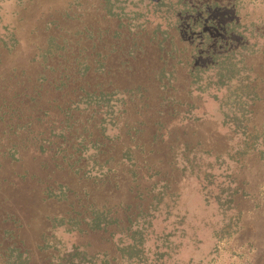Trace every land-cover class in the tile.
Wrapping results in <instances>:
<instances>
[{
  "label": "trees",
  "instance_id": "1",
  "mask_svg": "<svg viewBox=\"0 0 264 264\" xmlns=\"http://www.w3.org/2000/svg\"><path fill=\"white\" fill-rule=\"evenodd\" d=\"M14 1L24 12L36 0ZM231 4L68 0L40 13V45L0 76V264H166V198L181 182L230 203L178 127L211 100L244 150L264 145V30L226 19ZM3 31L0 64L18 46Z\"/></svg>",
  "mask_w": 264,
  "mask_h": 264
},
{
  "label": "rangeland",
  "instance_id": "2",
  "mask_svg": "<svg viewBox=\"0 0 264 264\" xmlns=\"http://www.w3.org/2000/svg\"><path fill=\"white\" fill-rule=\"evenodd\" d=\"M67 1L36 0L33 5H26L24 12L17 5V1L0 2V36L6 33L3 29L14 28L18 40L14 53L0 64V76L12 67L19 68L27 64L35 46L38 47L45 36L42 25L45 17H40V13L62 9ZM230 1L231 6H236L237 13L227 9L224 12L227 14L226 19L237 18L244 24L253 22L255 28L264 30V0ZM36 27L38 31L35 30ZM255 64L264 67V56L256 60ZM200 106L195 112L199 119L184 123L178 130L184 128L186 131L183 140H189L194 145L198 142V146L191 147L195 151L201 150V154L208 159L206 162L211 166L213 174L208 180L214 187L224 186L221 202L230 199V203L217 204L214 200L217 195L215 191L209 193L205 203L200 186L193 181L181 182L171 197L173 199L166 198V211L170 219L165 224L170 225L166 229L170 236L163 245L165 250L162 252H167L164 253L163 261L166 264H264V145L262 147L261 139H258L256 147L244 150L240 139L222 124L216 102L207 100L201 102ZM255 111L257 115L254 127L259 128L264 124V101ZM217 154H224L219 159L221 162H214ZM26 160L33 159L30 156ZM144 183H141L142 187ZM208 188H212V185H208ZM101 195V199L110 198V195ZM18 198L23 200L21 196ZM108 200V203L115 204L120 199L113 196ZM39 210L50 214L57 208L44 205ZM43 230L44 224L38 221L30 223L25 233H31V244ZM64 239L67 240L66 237ZM69 240L74 242L70 238Z\"/></svg>",
  "mask_w": 264,
  "mask_h": 264
}]
</instances>
